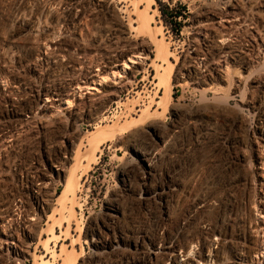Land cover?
Here are the masks:
<instances>
[{
	"label": "rangeland",
	"instance_id": "374dc122",
	"mask_svg": "<svg viewBox=\"0 0 264 264\" xmlns=\"http://www.w3.org/2000/svg\"><path fill=\"white\" fill-rule=\"evenodd\" d=\"M120 1L90 0L82 12L75 11L83 17L79 24L68 29L59 24L61 41L76 42L84 51L77 55L67 46L68 52L55 57L44 40L30 41L16 18L32 15L39 24L53 25L56 20L48 11L68 8L70 0H0V264H39L51 229L59 236L49 244L55 258L48 259L54 264L131 261L130 245L118 256L93 257V237L86 232L91 223L105 219L108 204L121 212L107 221L125 240H140L144 231L156 238L165 227L181 234L182 220L193 215L188 232H207L192 247L197 251L207 245L200 264H230V258L255 264L263 257L264 236L252 228L264 221V171L258 169L264 161V0H240L239 6L234 0ZM104 4L123 21L109 19ZM123 6L127 14L116 9ZM166 7L185 16L180 27L164 21L161 10ZM119 30L129 35L122 51L135 48L125 59L128 65L120 75H101L104 80L90 91L87 77L106 67L107 52L100 46L119 38ZM249 30L263 43L249 42ZM8 52L14 54L11 61ZM70 58L81 65L69 63ZM70 66L83 78L80 89L57 91L75 95L66 110L64 96L51 99L46 92L69 73L75 77ZM120 86L127 90L120 92ZM174 125L178 132L169 136L167 147L151 138L148 126L166 137ZM206 128L212 129L210 137L196 143L194 133ZM134 144L146 153L159 150L155 176L147 177L130 147ZM125 165L129 193L119 179ZM40 173L50 176V193L56 189L43 209L33 199L43 180ZM170 178L175 191L168 199L165 225L159 207L144 206L138 196L146 185ZM73 187L75 196L62 202L60 195ZM201 200L209 205L195 212ZM218 239L220 245L208 248L209 240ZM245 244L250 248L241 249ZM239 255L253 263L235 259Z\"/></svg>",
	"mask_w": 264,
	"mask_h": 264
},
{
	"label": "bare ground",
	"instance_id": "6f19581e",
	"mask_svg": "<svg viewBox=\"0 0 264 264\" xmlns=\"http://www.w3.org/2000/svg\"><path fill=\"white\" fill-rule=\"evenodd\" d=\"M89 1L90 0H70V2H69L70 6L68 8L63 9L61 7V8H55V9L49 10L48 15L53 16L56 20L55 24H53V25H50L49 23L48 24L47 23L39 24L36 21V19L34 18V16H32V15L18 16L16 18V21L19 22L20 24L24 25L25 29L29 33L28 38L30 41L35 40L38 37L39 39L44 40V42H42L44 44V47H47V48L51 47L52 50L56 51V53L52 54L53 56H55V57H58V56L60 57V55L63 56V53H61V54H59V53L63 52V51L68 52V49H66L67 46L71 47L75 52H77V55H78V54H80V52L84 51V49L81 48L80 45L76 42H65V41L62 42L61 38H60L61 35H60V30L58 29V27H59L58 25L62 24L63 27H66V29L70 28L71 26L72 27L75 26L83 18L81 15H79L77 13L82 12V10L86 8V5ZM234 1H235L234 6L240 5V0H234ZM247 1L252 2L253 0H247ZM120 2L122 4L126 3L125 0H121ZM107 5L105 6V4H104L102 7V8H104V12L108 15L107 17L109 19H113V17H115L114 19H116L117 21H120V20L123 21V19H124L123 16H118V15L113 16L112 15L113 11L111 10L110 6H107ZM79 8H80V10H79ZM116 9L120 14H127V7H125V6H123L121 8L118 7ZM75 11H77V13ZM211 14L213 15V13H211ZM214 15H213V17H214ZM232 18H233V16H232ZM127 19L129 20L130 16L127 17ZM231 20H234V19H231ZM129 22H130V20H129ZM226 22H228V20H226ZM210 25H212V23L207 24V26L210 27L208 30H209V32L210 31L212 32L213 29ZM131 26L132 25L129 23V27H131ZM251 26H249V27L253 29V27H251ZM113 30L115 31V30H117V28H114ZM114 31H112V32H114ZM119 32H120L119 38L113 37L111 39V41L108 42L107 46H100L101 49H103L107 52V55L105 56V62H104L106 64V67H105V69L103 68V70H99V71H101L99 74L97 73L95 75L94 74L92 75L91 72L89 73V75L90 76L92 75V76L87 77L88 78L87 81L88 82L91 81V84L85 83L86 85H89L87 88L88 90H90V91L95 90L98 84L96 85V87L94 85H93V87H91L92 84H96V83H98V81L102 82L104 80V78H102L101 75L104 74V75L110 76V73L113 75L114 74L120 75L125 70V67H127L128 64H127V61L125 59L127 57H130L131 54H133L132 50H134L135 48L134 49L132 48V50L130 48V49H128L127 52H123L122 51L123 48L126 47L127 43L129 42V35L126 34L125 32H123L122 30H119ZM249 32H251V31L249 30ZM256 36L257 35L254 34V31L249 33V36H248L249 42H262V39L258 38L260 36H258L257 38H256ZM203 41H204V39L201 40L200 44L203 45L206 52H209L210 51V50L208 51V49H209L208 44L209 43L206 41H204V42ZM30 43L31 44H34V43L38 44L40 42H30ZM249 44H250V46H252L251 43H249ZM191 47L192 48L195 47L194 42H193V44H191ZM139 48H142V46H139ZM137 49H138V47H137ZM210 49H211V47H210ZM248 51H249V49H248ZM250 52H253V51H251V49H250ZM110 53H112L114 55H110ZM40 54L42 55V53H40ZM40 54L38 56H41ZM259 54H261V53H259ZM255 55L256 54H254V59L258 60L259 59L258 56L256 55V58H255ZM13 56H14V54L12 52H8L6 55V57L10 61L12 60ZM261 57H260V59H261ZM130 59H131L130 61H133L134 58L131 57ZM57 62H58V60H57ZM70 62L77 63L78 66L81 65V62L76 61V60L74 61V60H72V58L69 59V63ZM120 62H123V65H121ZM69 68H72L71 71L75 72V77L71 76L69 73L68 76L64 80H61V82L59 84L58 83L52 84V86H50V88L46 92V96L48 98H51V99H52V97L64 96V98L62 97L63 99L61 101L62 102L61 105H62L63 109H66V110H68L72 107L73 101L71 100V98H74L75 95L70 94V93H64L63 95H61L57 91L62 87H65V88L69 87L70 89L73 87H75V88L78 87L80 89L81 88L80 82L82 81V78H83L79 69H77L75 67H71V66ZM104 75H103V77H105ZM204 76H206V75H204ZM106 78L107 77H105V79ZM118 89L120 90V92H122V90H127L123 86H120ZM36 93H37V91H36ZM37 96H38V93H37ZM81 96H83V95H81ZM90 109H91V107H90ZM86 113L83 112L84 115ZM71 114L73 116L75 115L74 112ZM87 115H88V113H87ZM148 129L150 130L151 138L154 140L157 139L158 140L157 142H159L158 144L161 146L163 145L164 147H167V145L169 143V138H170L169 136H171L174 133L177 134V132H178V130H176V129H178V127L175 125L172 126V129H171L172 131L170 130L171 133L168 134L166 137H165V135L161 136L159 131L157 129H155L154 127L148 126ZM196 132L194 133V136H195L194 141L196 143H200V142H203L207 138L210 137V135L212 133V129L206 128V130L202 133H200V132L196 133ZM260 135L264 137V132L262 133V130L260 132ZM132 141H134V139ZM136 145L134 144V145H131L130 147L133 150V152L135 153V156L137 157V159L146 168L147 177L150 178V177L155 176L156 171L154 169V163L156 162L155 161L156 157L160 155L159 150H155V151L152 150L153 152L150 151V152L146 153V152L142 151ZM159 145L157 146L158 149L161 148V147L159 148ZM155 149H156V147H155ZM261 162L260 163L263 166V168H261V170L264 171V161H261ZM127 167L128 166L125 165L120 169V173H119L120 178L119 179L122 182L123 190L125 192L129 193L131 191L130 190L131 186H130V179L126 175ZM61 168H59L57 171H63ZM37 176H38V178H42L43 180H41L42 183L40 184L39 192H37L38 196L37 197L34 196L33 199L37 203H39L40 208L43 209V205L48 203V201L50 202V198H52L54 196L56 189L53 193H50L51 183H49V182L51 181V179H50L49 175L40 173ZM262 178L264 179V176H262ZM170 182H173L172 178H170V180L167 181L166 183H162L160 185H154V186H148V187L146 185V187H144V189L142 191H140L139 196H138V198L140 199V202L142 201L141 204H143L144 206H149L151 204V205H156L159 207V209L161 211L160 217H161L163 224L165 223V225H166V222H169L168 221L169 215H168V211H167L168 199H169L170 194L173 193V191H175L174 186L171 185ZM263 187H264V184H263ZM261 195H262V199L264 200V193H262ZM39 196H40V198H39ZM74 196H75V193H74V187H73L70 190H65L60 195V199L62 200V202H65L66 200H72L70 198L74 197ZM207 205H209V204L206 200H201V201L197 202L196 205H194V211L198 212L201 209L206 208ZM262 209H264V207ZM263 212H264V210H263ZM120 213H121L120 210L116 206H114L112 204H108L106 207V212L104 214L105 219H102L101 222L96 221L95 223H91L90 226L88 227L86 235L93 237L92 244H93V247L95 250V253L93 256L94 258L99 257V256H105V255L108 258V256L110 254L112 256L113 253L117 254V256L120 254H124V252L127 250V247H129V245L132 247V250L134 252L135 257L131 261H127L126 263L124 262L125 264H200V261L204 260V257H206L204 255V248L206 249V247H207L206 244L204 245V243H202L201 248L197 251H194L192 248L194 242H196L195 240L199 239V241H200L201 237H203L202 235H204V236L207 235L206 234L207 232L202 233V235L200 233H199L200 235H191L188 232V228H189V226H191L190 224H191L193 215L186 216L182 220V222L180 224L181 234H178V232L177 233H168V232H166V227H165V229H162V231L159 233V235L156 238H152L148 234L147 231H144L143 236L141 237L140 240L130 242L127 239L125 240V238L122 236V234L121 235L114 234L112 232V228L110 225L111 222L109 223L107 221V220L112 221V219H116V217H118V215ZM253 226H255V227H252V228H254V231L258 232L260 230V232H262V231L264 232V221L262 219L257 221V223H255V225H253ZM213 232L217 233L220 231H218L217 229L216 230L214 229ZM7 236L12 237L13 235H12V233H8ZM49 236L50 237L45 241V250L47 251V253H46V255L41 257L39 264H54L53 263L54 261L51 262L50 259L55 258V253H54V251H51L49 244L53 240H58L59 236H57L54 233L53 229H51V231L49 232ZM94 237H97V239H95ZM205 238H207V237H205ZM110 240L111 241L113 240V243H114L113 245L110 242ZM203 242H204V240H203ZM220 243L221 242L219 239H218V241H210L209 240L208 248H211L212 246H215V245H220ZM261 245H262L261 251L263 250L261 252V254H263V257H260L259 260L255 262V264H264V260L261 261V258L264 259V236H263V240L261 241ZM245 248L249 249L250 246L248 247V245L245 244L241 249H245ZM254 249L258 250L257 248H254ZM49 255H51L50 259H48ZM244 258H248V260H250L251 257H245V256L237 257L236 256L235 259L242 262ZM67 262L69 264H75L76 263L75 260L67 261ZM249 262L253 263V260H250ZM229 263L230 264H238L236 260H233L231 258H230Z\"/></svg>",
	"mask_w": 264,
	"mask_h": 264
},
{
	"label": "trees",
	"instance_id": "16d2710c",
	"mask_svg": "<svg viewBox=\"0 0 264 264\" xmlns=\"http://www.w3.org/2000/svg\"><path fill=\"white\" fill-rule=\"evenodd\" d=\"M185 9V8H184ZM161 16L169 26L178 25L180 27L181 22H179L180 18H184L185 16L175 11L173 8L166 7L161 10ZM169 19V20H168ZM179 32V30H177Z\"/></svg>",
	"mask_w": 264,
	"mask_h": 264
},
{
	"label": "built area",
	"instance_id": "2783aa9c",
	"mask_svg": "<svg viewBox=\"0 0 264 264\" xmlns=\"http://www.w3.org/2000/svg\"><path fill=\"white\" fill-rule=\"evenodd\" d=\"M258 164H259V162H258ZM259 165H260V164H259ZM259 168H262V166L258 167V169H259ZM259 170H260V169H259Z\"/></svg>",
	"mask_w": 264,
	"mask_h": 264
}]
</instances>
